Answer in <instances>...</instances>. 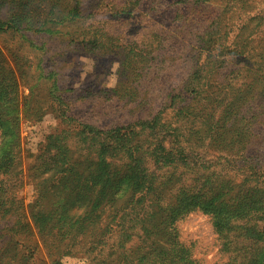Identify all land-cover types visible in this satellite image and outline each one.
<instances>
[{
  "label": "rangeland",
  "instance_id": "374dc122",
  "mask_svg": "<svg viewBox=\"0 0 264 264\" xmlns=\"http://www.w3.org/2000/svg\"><path fill=\"white\" fill-rule=\"evenodd\" d=\"M263 7L264 0H0V88L7 78L12 84L0 99L16 103L12 108L0 106L6 130V135H0V153L18 146L21 157L14 167L20 170L18 175L2 177L9 180L16 200L22 199L19 212L26 221L31 220L29 204L35 195L30 166L39 164L38 154L56 129L67 125L49 113L57 97H65L63 107L68 111L83 119L94 118L95 124L97 118L103 124L145 118L148 108L157 104L158 110L164 102L165 117L178 120L184 134L178 143L176 132H170L169 143L183 146V140L201 137L210 129L206 146L199 148L204 155L191 161L176 152L179 162L185 163L177 169H157L148 157L150 171L158 178L156 187L139 203L131 205L129 194L143 192L131 190L128 177L120 180L111 207L129 210L125 217L127 222L133 217V235L123 249L106 257L109 261L97 264L116 263L119 258L127 264H182L180 255L192 264H252L255 256L264 264V253L259 254L263 241L238 235L240 228L236 232L216 230L211 214L199 207L186 208L172 224L170 217L171 208L180 203L181 211L198 190L221 196L224 208L233 202V209L246 210L252 191L261 186L264 41L258 44L257 37H264V12L261 19L253 16ZM120 8L126 11L119 16ZM36 12L35 21L40 24L33 27L29 20ZM259 22L263 31L253 35L248 45L245 39ZM90 26L97 31L104 27L115 36L111 40L96 35L93 53H86L78 49V43L87 39V31L94 30ZM220 31L227 36H222L220 53L215 55L210 49ZM148 64L152 65L150 73ZM174 109L187 111V117L175 116ZM15 115L18 125L12 120ZM127 161L126 152L117 159L121 172ZM256 171L260 172L258 181H251L248 176ZM245 188L249 193L240 196L237 192ZM160 206L162 210L156 212ZM256 216L255 212L237 216L235 223L249 225ZM14 222L15 217L8 214L0 216V228ZM257 224L264 228V219ZM20 236L39 242L37 264H87V251L80 247L75 254L51 259L36 228Z\"/></svg>",
  "mask_w": 264,
  "mask_h": 264
},
{
  "label": "trees",
  "instance_id": "16d2710c",
  "mask_svg": "<svg viewBox=\"0 0 264 264\" xmlns=\"http://www.w3.org/2000/svg\"><path fill=\"white\" fill-rule=\"evenodd\" d=\"M247 1L238 0L239 3ZM251 6L255 7L256 5L252 3ZM124 11L126 10L120 8L116 15L120 16ZM263 12L264 7L253 18L261 19ZM37 16L36 12L29 20L30 26L36 27L40 24L35 21ZM262 25L263 23L259 22L256 31L245 39L248 45L255 39L253 35L258 36L263 31ZM97 29L98 31L95 29L92 32H90L91 30L87 31L84 35L85 37L88 35L87 39H82L79 43L76 41L79 50L93 53L92 49L97 45L96 35H106L107 39L111 40L115 36L104 27ZM93 31L97 33H93ZM222 36H227V34L223 35L220 31L212 40L210 52L215 55L220 53ZM257 38L258 44L263 43L264 37ZM81 46L82 48H80ZM239 52L237 53L239 54ZM129 55L127 54V56ZM151 67V64L147 65V73H150ZM9 74H13L10 68ZM4 82L5 86L3 84V87L0 88V94L3 90L6 94V90L12 87L9 78ZM141 82L143 81L141 80L140 84ZM188 91L191 90L188 89ZM167 95L170 96L171 93ZM13 101L9 98H1L0 106L5 109L16 107V103ZM65 104V97H57L54 100V105H51L49 113L60 118L61 122H66L67 125L63 126L62 124L61 128L56 129V133L38 154L39 164L30 166L29 176L32 178L35 195L29 204L31 207V220L29 221H26L25 215L19 212L23 205L22 199L16 200L18 195L13 192V187L8 186L9 180L2 177L4 174L8 176L14 172H17L18 175L20 172L14 168L21 162V157L18 154L20 149L17 146L18 149L15 148V151L0 153V216L8 214L10 217H15L12 226L0 228V264L38 263L39 242L31 243L20 236L28 234L29 230L35 228L51 259L56 255L60 257L75 254V249L80 247L82 251H87V264L109 261L106 257L112 256L118 249H123L124 242L133 235L130 232V229L134 227V223L131 221L133 217L129 222L125 217L126 213H130L129 210L123 212L125 207H121L115 211L111 207L116 202L115 188H118L120 180L123 177H128L131 190L143 192L140 195H135L132 192L129 194L131 195V205L139 203L142 197H145L153 187H156L158 178L154 170L150 171L148 157H151L150 162L157 169L165 167L177 169L179 166H184L185 163L179 162L176 152H182L184 158L189 156L191 161L202 158L204 153L200 154L199 148L206 146L204 140H207L211 134L208 129L201 137L191 136V138L183 140V146L171 145L168 141V137L171 136L170 132H176L178 143L182 142L178 137L181 135L184 137V134L183 132L181 134V126L177 125L178 120L174 117H165L164 114L167 110L164 102L161 103L158 110L157 104L148 108L144 113L145 118H138L124 124H114V122L103 124L98 118L95 124L91 120L94 118L77 117L74 111H68V108L63 107ZM156 110L157 112H155ZM175 111L177 113L175 116H181L182 119L187 117V111L183 109ZM1 119L0 116V135L4 136L6 130ZM12 120L15 125L19 124L18 115H15ZM19 132L18 129L16 133L18 138L20 137ZM124 152H126L128 161L123 163L126 170L121 172V163L117 162V159ZM259 173V171L251 172L248 177L251 178V181H258L256 177ZM261 176L263 177L262 181H258L261 186L256 191H252V202L247 205L246 210L233 209V202L224 208L221 196L214 195V192L205 195L201 190H198L188 197L186 206L181 211L180 203L169 208L171 224L176 215L183 213L186 208L199 207L203 213L211 214L212 225L216 230L236 232L240 228L242 231H239L238 235L248 234L256 242L260 240L264 242V228L257 224L258 221L264 219V173ZM237 193L242 196L249 192L246 193L245 188ZM258 193L259 195H257ZM186 197L187 195H185V199ZM167 207L164 210H167ZM160 210H162V206L158 207L156 212ZM254 212L257 213L254 223L249 225L235 223L234 217L246 216V214ZM141 220L142 218L139 223ZM85 240L87 243H84ZM262 252L264 253V243L260 246L259 254ZM180 257L182 264H192V260L189 258H184L181 255ZM123 260L125 259L119 258L116 259V263L107 262L106 264L128 263L127 261L123 263ZM261 261L255 256L252 264H259Z\"/></svg>",
  "mask_w": 264,
  "mask_h": 264
}]
</instances>
